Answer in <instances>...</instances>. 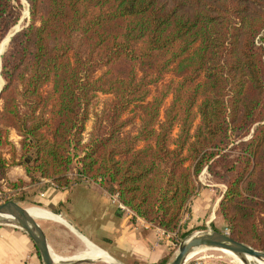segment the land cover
I'll return each instance as SVG.
<instances>
[{
    "label": "trees",
    "instance_id": "16d2710c",
    "mask_svg": "<svg viewBox=\"0 0 264 264\" xmlns=\"http://www.w3.org/2000/svg\"><path fill=\"white\" fill-rule=\"evenodd\" d=\"M25 1L1 57L0 204L98 184L176 245L204 230L181 225L213 166L229 235L264 252V0ZM22 12L0 0V44Z\"/></svg>",
    "mask_w": 264,
    "mask_h": 264
},
{
    "label": "crops",
    "instance_id": "0c3cea01",
    "mask_svg": "<svg viewBox=\"0 0 264 264\" xmlns=\"http://www.w3.org/2000/svg\"><path fill=\"white\" fill-rule=\"evenodd\" d=\"M12 139L17 143L18 137L15 133L12 134ZM19 179L28 180L25 171L21 167L11 168L8 173V181L15 182ZM43 182L48 183V181ZM93 185L100 187L98 184ZM40 186L42 184L30 186L24 191L33 190L35 187L38 189ZM89 186L74 185L72 188L60 190L50 184L35 199L43 204L42 206L27 201L18 202L27 208L39 207L63 218L67 227L79 230L99 249L112 254L117 259L158 264L167 257L170 235L160 229L152 228L134 215L120 211L116 205L110 202L112 200L107 193L100 188L101 191L89 189ZM203 189L206 190V193L203 195L198 193L190 203L188 214L182 222V231L202 225L206 220L205 218L209 214L208 202L212 190L206 186ZM4 191L9 190L4 187ZM35 194L32 193L29 198H34ZM45 206L57 207L59 214H55ZM31 211L34 212V210ZM36 213L37 220L56 222V219L48 214ZM205 223L210 225L212 220L209 219ZM225 228L226 224L221 220L220 229ZM45 234L48 238L46 231ZM87 250L94 251L89 246ZM0 264H40V260L34 249V244L24 232L10 226H0Z\"/></svg>",
    "mask_w": 264,
    "mask_h": 264
},
{
    "label": "rangeland",
    "instance_id": "374dc122",
    "mask_svg": "<svg viewBox=\"0 0 264 264\" xmlns=\"http://www.w3.org/2000/svg\"><path fill=\"white\" fill-rule=\"evenodd\" d=\"M22 5H23L22 17H21L20 21L18 22V24L16 26H14L11 29V31L8 33L7 37L16 33L17 31L19 32L21 29H23L24 27H26L29 24V20H30L29 19V6L25 0H22ZM27 12H28V15L26 14ZM7 37L0 44V49H1L2 44L6 41V39L8 40ZM8 46H9V44L7 43L4 50H7ZM1 53H0V67H1V61H2L1 60V57H2ZM172 78H173V76H168L166 80L169 81ZM2 85H4V80L0 75V86H2ZM110 98L111 97H109V96L100 95L98 97V100H97L96 108L97 109L100 108V106L105 101L109 100ZM170 101L171 100L168 101V104L170 103ZM90 128H91V122L87 126V132L90 130ZM86 138H87V135H86ZM208 168H209V166L205 167V169L203 170V172L201 173V175L199 177L200 188H199L198 193H200L201 195L206 193V190L203 189V188H205V186L210 187V189L212 190V195H211V197H209L210 200L208 202L209 214L205 218L206 220L204 219L205 221H204V223H202V225L194 226L191 229H197L200 227H204V230H202V232L222 231L225 233L227 228L222 229V230L220 229L222 219L220 217V214L218 213V208H219V204H220V202L224 196V193L226 191V186L222 181L220 171H218V172L215 171L213 166H211V168H209V169ZM77 171H78V164L75 161L72 168H71V172H70V176L73 179L77 178ZM81 185H85V183H83ZM86 186H89V185H86ZM88 188L95 190V189H99L100 187H97V185L91 184ZM38 189L35 187V188H33V190L26 191V194L20 193V196L25 195V198H29L32 195V193H35V191H37ZM17 194L18 193H16L15 195H17ZM29 199H31V198H29ZM111 200L112 201H110V202H112V204H114V205H116V207H118L117 203H115V201H113L112 198H111ZM51 207L57 209V207H55V206H51ZM59 207L64 208L63 206H59ZM28 209L32 210V209H38V208L28 207ZM187 214H188V212H187ZM186 215H185V217H186ZM210 215H211V218H210ZM209 219L212 220V224L206 225L205 222H207ZM64 221L65 220L63 218H61V221H59V222L39 220L42 228L46 231V233L48 235V239H49V243H50V246L52 248V251L59 257L69 259L72 257H76L78 254L82 253L83 251H86L88 249V246L85 242L86 241L91 242V241L88 238H86V236H84L79 230L67 227L65 225ZM187 231H189V230H187ZM187 231H183V232H187ZM197 232H201V231L194 230L193 232H191V235H194ZM172 238L175 239L176 237L173 235H170L169 243L167 245L168 255L165 258L167 263L174 259L182 240L185 239V238L180 239L175 245L171 241ZM98 241H100V240L98 239ZM91 243L94 244V242H91ZM94 245L97 246L96 244H94ZM104 252L107 253L108 255L116 258L112 254H110L106 251H104ZM236 257L237 256H235V255L233 256V255L226 254L221 250L210 249V250H204V251L196 254L186 264H243V262L238 257L237 258ZM100 258H102V257L100 256ZM118 260H120V259H118ZM120 261L124 262L125 264H130L131 260H120ZM41 263H42V261H41ZM95 264H107V263L98 262Z\"/></svg>",
    "mask_w": 264,
    "mask_h": 264
},
{
    "label": "water",
    "instance_id": "95a60500",
    "mask_svg": "<svg viewBox=\"0 0 264 264\" xmlns=\"http://www.w3.org/2000/svg\"><path fill=\"white\" fill-rule=\"evenodd\" d=\"M14 34L10 35L8 44ZM5 51L6 50L2 52L1 56L5 53ZM2 88L3 85L0 86V93ZM35 208L41 209L39 207ZM0 226H10L24 232L34 244L37 253L41 258L42 264H95L98 262H105L107 264H125L124 262L108 255L104 251V256L97 260H71L73 257L65 259L57 256L52 251L48 238L39 220L34 219L27 207L13 200L0 204ZM190 235L182 240L176 256L167 264H186L191 255L210 249L228 251L237 256L243 264H251L248 262V258L264 263L263 251L256 250L245 243L236 241L229 234L222 231H201L195 233L194 235ZM54 256L61 258L62 261H55Z\"/></svg>",
    "mask_w": 264,
    "mask_h": 264
},
{
    "label": "bare ground",
    "instance_id": "6f19581e",
    "mask_svg": "<svg viewBox=\"0 0 264 264\" xmlns=\"http://www.w3.org/2000/svg\"><path fill=\"white\" fill-rule=\"evenodd\" d=\"M26 14L28 15V12H27ZM9 37H10V36L7 37L8 40H9ZM8 40L6 39V41L2 44L1 49H0V53L3 52V50L5 49V47H6L7 43H8V42H7ZM1 54H2V53H1ZM32 210H34V212H32L31 209H29V212H30V214L34 217V219H36L35 216H37V213H36V212H40V213H45V214H48V215L54 217V218L56 219V222L61 221V217H59V216H57V215H54V214H50V213H48V212H46V211H44V210H41V209H32ZM36 220H37V219H36ZM85 243L87 244V246H89L90 248H92L94 251H92V250H87V251H85V252H83V253L77 255L76 257H73L71 260H79V259L97 260V259L100 258V256H101V257L104 256L103 251L100 250L98 247H96L94 244H92V243L89 242V241H86ZM200 252H202V251H200ZM200 252H197V253L191 255V256L189 257L188 261H189L192 257H194L196 254H198V253H200ZM223 252L226 253V254H229V255H233V254H231V253L228 252V251H223ZM98 254H99V255H98ZM233 256H234V255H233ZM236 258H237V257H236ZM54 260H55V261H60V260L62 261L61 258H58V257H56V256H54ZM235 260H236V259H235ZM188 261H187V262H188ZM236 261H237V260H236ZM248 262H250L251 264H264V263L261 262V261H258V260H252V259H249V258H248Z\"/></svg>",
    "mask_w": 264,
    "mask_h": 264
},
{
    "label": "built area",
    "instance_id": "2783aa9c",
    "mask_svg": "<svg viewBox=\"0 0 264 264\" xmlns=\"http://www.w3.org/2000/svg\"><path fill=\"white\" fill-rule=\"evenodd\" d=\"M53 187H55V186L53 185ZM111 198L113 199V201H115V203H117L118 208H119L120 211L125 212V213H127L129 215H134V213L131 210H129L127 207H125L123 204H121L118 201L117 197L111 196ZM225 233L229 234L228 229L225 231Z\"/></svg>",
    "mask_w": 264,
    "mask_h": 264
}]
</instances>
